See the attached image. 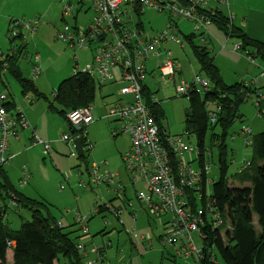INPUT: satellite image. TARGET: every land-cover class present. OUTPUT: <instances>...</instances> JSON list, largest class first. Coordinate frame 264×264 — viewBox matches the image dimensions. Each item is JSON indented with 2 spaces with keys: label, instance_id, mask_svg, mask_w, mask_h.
I'll list each match as a JSON object with an SVG mask.
<instances>
[{
  "label": "rangeland",
  "instance_id": "rangeland-1",
  "mask_svg": "<svg viewBox=\"0 0 264 264\" xmlns=\"http://www.w3.org/2000/svg\"><path fill=\"white\" fill-rule=\"evenodd\" d=\"M228 1L231 13L236 17H233L234 26H239L249 38L264 42V0ZM68 2L73 5V9L71 17H65L64 20L69 25H73L72 18L76 15L75 20L79 27L85 28L89 25L93 18V11L89 10L87 5L79 6L77 0H0V52L10 57L12 53L15 55L20 53L15 59L16 66L20 69L22 76L28 80L32 78L31 58L36 54L40 56L42 74L37 80H33V84L54 104L55 108L58 105L54 103L52 95L60 82L72 76L75 71H82L91 60L90 51L70 47L67 43L56 39V32H60L64 24L61 17L62 7ZM222 8V12L227 13V8L225 6ZM9 13L14 14L11 20H23L25 23L35 22V34L31 35L27 30H22L20 38L12 39L8 35L10 19L5 27L1 25L2 15ZM140 21L148 36L164 31L169 32L168 27L176 24L179 32L176 30L174 33L178 41L184 45L183 49L172 42L166 45L176 62L177 74L174 78L176 85L161 79L157 70H155L154 80L151 77L145 79L150 91L156 92L160 102L159 109L162 112L159 116L160 123L170 135H183L186 131L184 115L188 108V99L184 96H177L175 86L181 80L191 83L195 76L207 79L209 82L208 77L201 71L189 44L184 39L187 34L194 33L195 38L192 39L194 45L204 46L209 50L224 84L242 83L248 89L244 91L245 96L242 93L241 101L237 99L239 103L236 114L241 118L230 123L226 136L222 139V128L216 124L213 130L208 129L204 137V160L209 165L206 172L208 183L205 203L212 192V181L218 179V158L221 145H226L223 150L224 155H222L229 167L226 175L227 181L231 183L235 181L234 174L245 165V161L252 157L251 146L247 143L252 142L256 134L264 132V119L256 107L258 95L264 100V62L255 56V51L251 47L236 48L237 45H241V41L238 38L226 37L214 24L196 32L194 23L179 17H171L168 13L159 14L151 10H145L140 16ZM234 26L235 32L236 26ZM200 34H203L204 38L209 41L208 44ZM248 54L255 56L253 63H249ZM155 64L156 62L151 60L146 67ZM256 79L257 83L251 84V81ZM93 82L95 86L92 107L96 121L85 128L84 133L87 134L86 141L90 145V150L87 145L84 148L83 159H79L72 142L59 141L63 135H71L68 121H63L64 118L55 113L45 112L44 100L34 102L31 107L28 96L32 93H26L24 96L11 74L8 71L1 72L0 92L4 91L3 89L9 90L16 104V110L20 108V110H25L27 117L29 110L32 111V122L37 127L36 134H33L35 140L48 141L51 148L48 153H44L41 146L32 145V140H29L31 130L18 129L19 141L9 147L11 154L16 155L15 159L4 165L11 186L27 198L43 200L48 211L40 209L42 213L54 220L53 222L60 223L63 232L69 234L75 243L84 247L83 253H87V258L94 257V250L97 248L104 254L102 264H192V259L179 258L175 254V248L160 242L159 235H162L163 228L156 225V221L145 216L141 204L135 197L134 191H142V185L139 182H136L133 187L129 185V177L121 158V155L129 149V136L123 132L115 137L114 130H121L123 124L103 117L108 110L103 105L116 103L119 99L117 93L119 88L101 87L97 80ZM110 94H113L112 97L107 98ZM214 107V104L209 103V110H213ZM99 117L102 118L97 119ZM244 127L250 131L249 135L242 134ZM186 141L194 149L189 153L191 160L188 162L193 170H199L200 165L196 153L198 140L195 134L191 133ZM71 152L74 153V157L70 155ZM23 167H26L28 174L31 173L26 186L19 185V180L23 177L21 173ZM94 167L99 168L97 172L99 176L106 172L119 174L118 181L125 187V197L131 202L129 207L124 208L114 199L112 194L114 185L109 187L104 183L92 182L94 180L92 168ZM0 194V219L4 224L9 225L11 230H20L22 220L31 219L30 212L24 209L17 210L14 204L5 198L2 190ZM112 199L114 207L122 208L119 220L115 219L109 210L95 211V206L105 205ZM196 201L199 206L204 205L200 199ZM77 215L87 220L89 235L83 240L79 239L82 230L80 224L75 221ZM131 228L135 229L137 235H150L151 247L143 245L126 234V231ZM193 241L197 248H202L203 244L197 236H194ZM210 253L219 263L220 259L215 246ZM196 262L200 264L198 260Z\"/></svg>",
  "mask_w": 264,
  "mask_h": 264
},
{
  "label": "built area",
  "instance_id": "built-area-1",
  "mask_svg": "<svg viewBox=\"0 0 264 264\" xmlns=\"http://www.w3.org/2000/svg\"><path fill=\"white\" fill-rule=\"evenodd\" d=\"M77 4L87 5L93 11L91 23L85 28L76 23L69 25L64 21L60 32H56V39L67 43L70 47L80 50H88L94 54L93 61L81 72L93 79L102 87L105 84L115 83L119 85V99L109 105L106 115L108 119H115L123 124L121 131L125 132L130 139V147L122 157L129 181L132 184L139 182L143 189L136 191L135 197L142 206L143 213L147 218L157 222L163 227L161 241L164 245L175 248V254L183 260L192 259V264L201 262L203 246L197 248L194 236L204 243L205 235L203 228L224 229L227 221L213 209L209 200L203 206L196 203L202 199L203 189L206 193L207 178L203 183L202 174L208 171L209 165L203 161V168L193 170L190 166L189 153L194 149L186 141L189 133L183 135H170L155 117V111H159V100L156 93L148 92L144 79L147 74L145 64L147 61H155L152 75L155 70L161 79L171 82L175 76L177 66L172 59L171 50L166 48L167 43L179 44L178 37L171 31H164L153 36H148L142 29V16L145 10L157 13H168L171 17H179L195 25V31L206 29L211 24V17L216 12L222 11V6L227 8L230 20L233 16L230 11L228 0H77ZM62 16L68 17L72 7L64 6ZM8 32L12 39L22 36V30L29 34L36 32V23H25L23 20H10ZM228 37V36H227ZM201 38L204 35L201 34ZM230 38V37H228ZM205 39V38H204ZM182 47V46H181ZM239 48V45L236 46ZM12 55V54H11ZM39 55L31 58L32 78L37 80L42 74ZM252 55H248L249 63L254 62ZM6 57L0 52V61L5 62ZM4 65V64H3ZM4 67H7L4 65ZM264 74V72H263ZM261 74V75H263ZM155 77V76H154ZM252 80L251 84H256ZM208 80L195 76L191 83L180 82L175 86L177 96H189L192 92L201 94L208 89ZM247 85V84H245ZM6 91L0 92V165L10 162L8 143L10 139L17 137V130L26 129L27 123L21 113L5 110L8 102ZM261 96L258 95L256 107L260 116L264 118V107ZM92 104L84 108L75 109L67 114L69 125L73 130L80 131L93 122ZM218 109V107L216 108ZM214 108V110H216ZM207 109L209 121L213 124L216 120L215 111ZM250 131L247 127L242 129L244 136ZM82 136L85 133L82 132ZM80 138L78 135H63L62 142H72ZM44 148V153L50 150L48 143L39 141ZM88 144V143H87ZM86 144V145H87ZM74 145V144H73ZM199 158L198 149H196ZM74 157V153H70ZM249 166L245 162V167ZM98 167L92 168V174L97 184L104 183L110 187L114 185L112 194L114 199L121 203L124 208L129 207L131 202L125 197V187L122 186L117 173L97 174ZM244 169V167H243ZM23 168L24 177L19 180V185L26 186L30 179ZM205 197V195H204ZM205 200V199H204ZM11 202V201H10ZM12 203V202H11ZM13 204V203H12ZM104 205V204H103ZM96 207V206H95ZM109 210L115 219L119 220L122 208L114 207L112 202L103 206ZM97 207L95 211H97ZM81 226L80 240L88 237L87 220L79 215L75 220ZM127 234L140 241H145L148 236L137 235L134 228L127 230ZM13 245V244H11ZM77 250L83 255V264H102L103 257L96 248L94 257L87 258V253L81 244L76 245ZM211 255L210 263L219 264Z\"/></svg>",
  "mask_w": 264,
  "mask_h": 264
},
{
  "label": "trees",
  "instance_id": "trees-1",
  "mask_svg": "<svg viewBox=\"0 0 264 264\" xmlns=\"http://www.w3.org/2000/svg\"><path fill=\"white\" fill-rule=\"evenodd\" d=\"M233 22V20H230L228 14L222 11L216 12L214 17H211V24H214L226 37L238 38L241 41L239 48L251 47L255 51V56L264 62V43L249 38L239 26L235 25L236 29L234 32ZM176 27V24L168 27L175 36L174 31L177 30ZM194 38V33L184 36L192 53H194L201 71L208 77L210 85L208 84V89L200 95L192 92V95L184 96L188 99V108L185 110L184 115V128H186V132L189 135L191 133L195 134L198 140V161L200 167L203 168L202 164L205 161L204 137L208 129L213 130L215 125L219 124L222 128L223 139L227 134V128L230 123L234 122L237 118H241V116L236 114V108L239 101L242 100V95L244 94L245 96V92L248 89L242 83L235 85L224 84L219 75L218 68L214 64L213 57L210 56L209 50L204 46L194 45L192 40ZM204 40L207 44L209 43L207 39ZM177 45L182 46L181 49L184 48L181 42ZM14 55L12 53L11 57L9 56L4 59L5 62L0 61V75L6 69L4 67L6 65L7 71H10L9 73L14 75V79L20 86L24 96L26 93H33L36 99L42 98L43 96L38 93L33 81L21 77L20 73L15 70L17 55ZM172 59L175 62L173 56ZM149 62L150 60L146 62L144 67ZM152 68L154 69L153 66L145 68V71H147L146 78L151 77L154 80L156 77L152 75ZM176 74L177 69L175 76ZM175 76L171 81L174 85H176ZM182 81H179L178 84ZM144 83L148 92H151L146 80ZM94 86L93 79L81 72L75 71L72 76L60 82L53 95V101L58 107L55 108L54 104L47 100L49 110L60 115L64 118L63 121H66L67 114L70 111L84 108L85 106L88 107V105L92 104ZM7 95L8 102L4 105L5 110L13 112L15 111V104L12 103L9 92H7ZM43 99L46 98L43 97ZM209 103L214 104L215 109L218 107L216 110L213 109L216 114V120L213 124L210 123L207 115ZM161 114L160 109L159 111H155V117L158 119V122H160L159 116ZM68 127L70 133L78 135L82 140L81 145L83 146L84 156V148L88 142L86 141V137L82 136V132L85 131L86 127L77 132L70 125ZM249 144L253 154L250 160L245 161L249 163V166L245 167L243 165L234 175L238 184L227 181L226 175L229 167L223 158V150H225L226 145H221L218 158L219 175L217 180L212 181L210 202L214 211L227 221L230 228L225 229V231H222L220 228L214 230L209 225L203 228L205 239L203 240V257L200 264H211L212 253L210 251H212L213 246L216 247L219 255V264H264V132L253 136V141ZM83 156L78 158L83 159ZM4 165H0V188L5 193V198L9 199L17 210L24 209L29 211L31 219L29 221L22 220V226L17 231L11 230L9 225L4 224L0 219V264H9L7 261L8 250L12 251L11 264H83L84 256L77 250L76 245L78 243H75L69 234L63 232L60 228V223L53 222L54 220H51L49 216L42 213L40 209L48 211V207L43 200L27 198L14 190L6 173H4ZM205 177V173L202 174L203 185ZM204 195L205 190L203 189L201 199L203 204H205ZM103 206H96L97 209L99 208L97 211L106 210ZM215 260L217 261L216 258Z\"/></svg>",
  "mask_w": 264,
  "mask_h": 264
},
{
  "label": "crops",
  "instance_id": "crops-1",
  "mask_svg": "<svg viewBox=\"0 0 264 264\" xmlns=\"http://www.w3.org/2000/svg\"><path fill=\"white\" fill-rule=\"evenodd\" d=\"M68 5H70L71 7L73 6L70 2H68V3H66V5H64V6H68ZM37 6H38V4H37ZM63 6V7H64ZM62 7V8H63ZM72 9H73V7H72ZM63 10H64V8H63ZM63 10H62V12H63ZM62 12H61V17H62V20L63 21H65L66 22V20H64L65 18L62 16ZM47 13H48V11H47ZM71 13H72V10H71ZM71 13H70V15H69V17H71ZM228 13H230L231 15H232V13H231V8H230V11L228 12ZM1 16V15H0ZM233 16V15H232ZM14 17V14H5V15H2V22H1V25H3L4 27L7 25V23L6 22H8V20L10 19L11 20V18H13ZM234 17V16H233ZM75 18H76V15L75 16H73V20H74V23H76V20H75ZM234 18H236V17H234ZM73 23V24H74ZM142 27H143V25H142ZM143 29V28H142ZM19 38V37H18ZM264 43V42H263ZM92 56H94V54L93 53H91V60H90V63L89 64H91L92 63V61H93V57ZM7 57H9V55L8 56H6V58ZM40 57V56H39ZM40 59V58H39ZM15 70H17V72H19L20 73V75H21V77H23L22 76V74H21V72H20V69L18 68V66H16V68H15ZM7 72V67H6V69L5 70H3V72ZM10 72V71H9ZM8 72V73H9ZM11 74V76L14 78V75L12 74V73H10ZM41 76V75H40ZM24 78V77H23ZM26 79V78H25ZM15 80V79H14ZM31 80V79H30ZM32 81V80H31ZM34 82V81H33ZM118 87L119 88V85L118 84H115V83H109V84H105V85H103L102 87ZM35 87H36V85H35ZM36 89H37V87H36ZM4 91H6V92H9V96L11 95V93H10V91L9 90H7V89H3ZM37 91H38V89H37ZM152 92V91H151ZM38 93L41 95V96H43L39 91H38ZM153 93H156L155 91L153 92ZM24 95V94H23ZM54 95V94H53ZM52 95V96H53ZM112 95L113 94H110V95H107V98H111L112 97ZM35 94H31L30 96H28V97H30V99L28 100V102H30L31 104V107H32V104L35 102H38L39 100H44V102L46 103V106H45V112H50V113H54V112H51L50 110H49V107H48V101H50V100H48V98L46 97V96H43V97H45L46 99H43V97L42 98H40V99H36L35 97ZM40 96V97H41ZM119 96V95H118ZM12 97V96H11ZM10 97V98H11ZM28 99V98H27ZM33 99V100H32ZM12 100V103H14L15 104V102H13V99H11ZM48 100V101H47ZM51 102V101H50ZM16 105V104H15ZM103 107H107L108 109H109V105H106V104H104L103 105ZM264 107V106H263ZM21 109V108H20ZM20 109H18V110H16V106H15V111L17 112V113H21L22 115H24L23 117H25L24 118V120H25V122L27 123V127L28 128H26V129H23V130H31V133H30V137H29V140L31 141L32 140V145H39V146H41V144L38 142V140H35V137H34V135L33 134H36V131H37V127L36 126H34L33 125V117L31 116V113H32V111H30L29 110V115H28V117H27V114H26V111L25 110H20ZM93 112H94V109H93ZM107 112H108V110H107ZM56 114V113H55ZM107 115V114H106ZM106 115L105 116H103L104 118H106ZM92 120H93V122H95L96 120H94V116H93V113H92ZM102 117H99V118H97V119H101ZM112 120H114L115 122H117L115 119H112ZM92 122V123H93ZM20 129H22V128H20ZM121 133H123V131H121L120 129L119 130H114V134H115V137H117L118 135H120ZM18 134V133H17ZM16 134V135H17ZM72 134V133H71ZM85 137L87 138V134L85 133ZM19 141V138H18V135H17V137L16 138H13V139H10L9 140V143H8V154L7 155H9L10 157H11V160H13V159H15V156L13 155V154H11V152H10V148L9 147H11V144H13V143H17ZM60 142H61V140H59ZM43 143H48V141L47 142H43ZM89 144V143H88ZM87 144V145H88ZM248 145H250L249 144V142L247 143ZM89 146V150H90V145H88ZM42 147V146H41ZM129 147H130V143H129ZM128 147V148H129ZM43 148V147H42ZM51 149V148H50ZM43 150H44V148H43ZM127 151V150H126ZM128 152V151H127ZM252 154H253V152H252ZM23 168H26V167H23ZM27 170V169H26ZM4 173H5V170H4ZM26 173V175H30V177H31V173L30 174H28L27 172H25ZM118 174V173H117ZM6 175H7V173H6ZM22 175H23V177H24V174L22 173ZM235 175V174H234ZM118 176H119V174H118ZM7 177H8V175H7ZM22 177V178H23ZM21 178V179H22ZM9 179V178H8ZM235 181H232L231 183H234V184H238L237 182H236V178L234 179ZM128 182H129V185L130 186H134L135 185V183L134 184H132V182L131 181H129L128 180ZM1 188H0V192H1ZM134 192H136V191H134ZM0 198H1V194H0ZM127 199V198H126ZM113 201V199L112 200H110L108 203H110V202H112ZM138 201V200H137ZM113 203V202H112ZM99 209V208H98ZM146 216V215H145ZM156 224V223H155ZM157 225V224H156ZM159 226V225H158ZM162 227V226H161ZM163 228V227H162ZM230 227H229V225H226L225 227H224V229H229ZM223 230V229H222ZM163 233V232H162ZM126 234H127V231H126ZM141 235H144V234H141ZM145 236H148V239L147 240H145L144 242L143 241H140V240H138L140 243H142L143 245L145 244V245H148V246H150L151 247V245H150V235H145ZM79 238H80V236H79ZM131 239V238H130ZM133 239V238H132ZM134 240H137V239H134ZM159 240L161 241V234L159 235ZM98 252H99V254L101 255V257H103L104 256V254H103V252H101V251H99L98 250ZM103 259H104V257H103ZM7 260L8 261H11L12 260V251L11 250H8L7 251ZM9 264L10 263H12V261L11 262H8Z\"/></svg>",
  "mask_w": 264,
  "mask_h": 264
},
{
  "label": "water",
  "instance_id": "water-1",
  "mask_svg": "<svg viewBox=\"0 0 264 264\" xmlns=\"http://www.w3.org/2000/svg\"><path fill=\"white\" fill-rule=\"evenodd\" d=\"M73 144H74L73 146L75 147V150L77 152V158L83 156V148H82V145H81L82 144V140L80 138H77V139L74 140Z\"/></svg>",
  "mask_w": 264,
  "mask_h": 264
},
{
  "label": "clouds",
  "instance_id": "clouds-1",
  "mask_svg": "<svg viewBox=\"0 0 264 264\" xmlns=\"http://www.w3.org/2000/svg\"><path fill=\"white\" fill-rule=\"evenodd\" d=\"M82 148H83V146H82Z\"/></svg>",
  "mask_w": 264,
  "mask_h": 264
}]
</instances>
